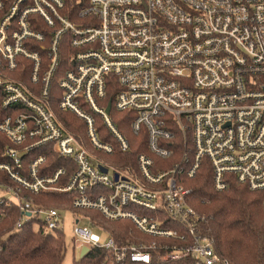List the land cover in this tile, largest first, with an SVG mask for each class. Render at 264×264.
<instances>
[{
    "label": "built area",
    "instance_id": "1",
    "mask_svg": "<svg viewBox=\"0 0 264 264\" xmlns=\"http://www.w3.org/2000/svg\"><path fill=\"white\" fill-rule=\"evenodd\" d=\"M19 59L31 64L28 84L5 76ZM53 103L82 122L90 150L59 121ZM112 108L131 113L130 132L146 136L148 154L134 166L104 159L116 148L130 151ZM98 121L114 143L100 139ZM174 128L187 152L161 170L154 158L170 159ZM0 134L14 146L3 150L8 162L0 172L14 185L1 188L0 205L21 212L15 230L35 217L47 233L63 232L61 210L32 207L22 190L71 193L76 211L130 221L152 238L191 241L162 245L164 261L228 264L196 232L203 218L182 177L194 178L207 163L217 192L231 181L264 190V0H0ZM49 144L72 163L66 183V167L40 174L44 154L24 171L22 158ZM79 218L73 242L80 248L103 249L119 264L151 263L156 242L118 246Z\"/></svg>",
    "mask_w": 264,
    "mask_h": 264
},
{
    "label": "trees",
    "instance_id": "2",
    "mask_svg": "<svg viewBox=\"0 0 264 264\" xmlns=\"http://www.w3.org/2000/svg\"><path fill=\"white\" fill-rule=\"evenodd\" d=\"M18 68L12 73H5L6 77L22 80L28 84V74L31 69L30 62L19 59ZM59 90L53 84L52 96H58ZM107 99L114 100V95L108 91ZM52 109L59 121L76 137L79 138L83 130V124L70 113L58 110L53 103ZM8 110H3V116L8 115ZM113 123L126 136L130 151L121 153L117 148L111 156L104 159L118 168L134 166L139 154H148L146 136L144 133L133 135L129 124L132 114L118 112L112 108L110 114ZM99 137L102 141L114 143L104 124L97 122ZM173 139L170 149L172 155L168 160L154 158L156 166L161 170L171 169L175 164L182 161L187 152L184 140L177 129H173ZM12 146L6 138L0 134V163L8 162L3 155L6 147ZM38 154H44L46 161L40 169V174H50L60 167L69 170L67 176L62 179L66 183L72 173V163L60 159L53 151L52 145H45L32 150L22 158L24 171L31 160ZM183 184L191 193L189 196L190 206L203 218V221L195 226L196 232L202 237L212 240L215 253L222 262L228 264H264V190L250 191L245 185L231 181L227 190L217 192L212 185L210 167L204 163L194 178L182 177ZM4 185H14L8 175L0 172V190ZM22 196L26 203L35 208H55L77 212L71 206V193L46 192L33 195L22 190ZM80 212V211H79ZM90 220V227L101 229L106 236H110L116 245H149L156 242L157 248L151 251L150 264H195L191 259L180 261H164L162 257L169 253L161 248L162 245L184 246L190 244L181 243L177 240L157 239L144 235L138 231L130 221H109L94 211H81ZM21 217V212L16 205L7 207L0 205V264H64L65 240L62 231L47 233L44 223L35 217L28 218L19 229L15 225ZM168 227H172L171 225ZM182 231V230H181ZM71 264H119L112 254L91 247L88 252ZM123 264H137L129 261Z\"/></svg>",
    "mask_w": 264,
    "mask_h": 264
},
{
    "label": "rangeland",
    "instance_id": "3",
    "mask_svg": "<svg viewBox=\"0 0 264 264\" xmlns=\"http://www.w3.org/2000/svg\"><path fill=\"white\" fill-rule=\"evenodd\" d=\"M81 144L88 150H90V145L88 140L85 136L84 131L80 134ZM1 194V193H0ZM60 213V223L63 229L64 240H65V257H64V264H71L72 261H76L80 258V251L81 248L73 242L74 232L73 229L75 227V221L80 217V225H85V215L80 211L75 213L68 211V210H61ZM98 235H100L101 239L104 241L106 239V235L99 231H95Z\"/></svg>",
    "mask_w": 264,
    "mask_h": 264
},
{
    "label": "water",
    "instance_id": "4",
    "mask_svg": "<svg viewBox=\"0 0 264 264\" xmlns=\"http://www.w3.org/2000/svg\"><path fill=\"white\" fill-rule=\"evenodd\" d=\"M110 104L107 107V113L110 111ZM22 156V155H21ZM88 248L87 247H82L81 251H80V258H82L87 252H88Z\"/></svg>",
    "mask_w": 264,
    "mask_h": 264
}]
</instances>
